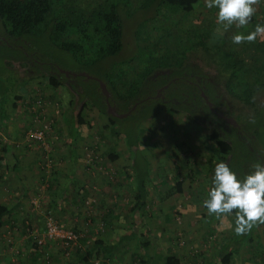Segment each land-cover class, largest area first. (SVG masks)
Segmentation results:
<instances>
[{
	"label": "trees",
	"instance_id": "trees-1",
	"mask_svg": "<svg viewBox=\"0 0 264 264\" xmlns=\"http://www.w3.org/2000/svg\"><path fill=\"white\" fill-rule=\"evenodd\" d=\"M142 1L136 12V9H130L131 0H86L83 3L81 0H0V33L9 40L8 43L0 42V72L3 67L7 70L11 65H17L20 71H25L27 80L43 78L52 90H72L81 106L71 116L74 130L68 140L69 149L74 151V139L86 124L85 108L96 109L106 117L104 128L109 129L116 140L126 139L130 164L123 168V173L130 181V190L123 191L127 194L129 206L124 212H117L113 206L106 207L102 222L111 226L108 218H123L127 230L115 242L99 239L87 243L86 239H81L80 232L72 229L79 234L78 243H82L85 249H77L76 263L64 264L97 261L102 264L103 259H111L120 246L133 242V248L138 247L144 253L141 264H147L154 257L146 252L147 242L141 241L147 238V232L139 238L134 231L149 211L147 184L154 177L148 150L146 152L151 144L147 135L138 134V126L142 128L160 113L183 117L197 129L208 130V139L221 157L217 163H226L238 179L244 180L256 168L252 165V158L259 154V149L248 139L247 126L255 122L259 129L264 128V33L258 34L251 43L234 44L231 39L233 26L224 30L216 15L207 13L198 16L197 20L190 18L198 9L206 7L205 0ZM176 17L188 20L190 28L180 27L179 21L168 24V20ZM147 20L150 22L142 28L134 26L138 23L139 27ZM257 24L264 25V2L249 24L244 28L237 27L234 35H247ZM133 26L135 52L122 59L119 56L125 47L124 33ZM55 51L70 59L78 74L84 72L95 79L66 76L60 72L66 67L61 66L65 64L60 58V61L56 60L57 64L51 62V59L55 61ZM120 59L124 61L115 67ZM96 79L104 83L110 93L111 106L118 114L128 113L126 117L117 118L108 113L105 96ZM6 108L5 97L0 91V125L3 126L7 119ZM246 108L250 110L248 118H239L238 114ZM217 113L234 120L235 125L227 123ZM120 120H130L131 125L125 126ZM117 157L112 148L108 158L114 161ZM0 158L4 175L10 169L9 162ZM217 163L209 162L205 170L209 177L206 199L213 187ZM16 167L15 164L13 168ZM181 187V181L176 180L173 190L180 193ZM9 213L6 205H0V227L4 224V216ZM215 218L210 220L217 230L224 232L229 226L224 215ZM250 240L246 233L239 236L232 233L228 242L217 246L216 259L211 264H229L240 247ZM33 243L36 247L35 240ZM39 245L41 247L42 243ZM161 252L159 245L153 250L154 264L181 263L178 258ZM37 256L34 255L35 262L39 260Z\"/></svg>",
	"mask_w": 264,
	"mask_h": 264
},
{
	"label": "rangeland",
	"instance_id": "rangeland-1",
	"mask_svg": "<svg viewBox=\"0 0 264 264\" xmlns=\"http://www.w3.org/2000/svg\"><path fill=\"white\" fill-rule=\"evenodd\" d=\"M85 1L81 0L82 3ZM131 1L132 11L143 2ZM261 2L254 6L256 12L260 11ZM212 9L200 8L190 18L197 20L198 16L207 13L215 17L217 9ZM182 18L176 17L167 22L177 24L179 21L180 27L189 29L188 20ZM149 22L134 26L142 28ZM134 26L124 33L125 47L119 56L122 59L135 52ZM232 26L231 39L238 31L237 25ZM54 57L55 61L51 59V62L57 64L56 60L61 59L65 71L78 74L74 63L65 55L55 51ZM122 59L117 64L114 62L115 67L124 61ZM5 68L0 72V91L5 97L7 119L6 128L0 125V155L5 144H9L12 150L6 153L5 160H8L10 169L4 175L0 164V205H6L10 210L0 227V264L76 263L77 249L82 251L85 246L79 242L69 256H62L61 245L45 238V218L51 216L58 226L76 229L87 243L99 239L115 242L127 230L126 222L123 218H108L111 223L108 226L102 222V214L106 213L108 206H113L117 212H124L129 206L127 194L123 191L130 190V181L123 173V168L130 164L126 139L116 140L109 129L104 128L106 117L96 109L85 108L86 124L80 128L75 146L81 159L75 165L74 174H71L66 133L61 128L65 121L63 113L70 118L81 106L78 97L69 88L52 90L43 78L27 80L25 71H20L17 65ZM70 102L72 105H69ZM249 111L244 109L238 117L247 119ZM119 122L131 125L130 120ZM38 128L45 131L44 140L33 142L30 135ZM247 129L248 139L259 149V154L252 158V165L256 167L257 164H264V128L259 129L255 122H251ZM143 133L151 144L146 152L148 150L154 177L147 184L149 211L145 213L141 225L134 229L135 233L141 238L142 233L147 232V238L141 241L147 242L149 247L146 252L150 256L155 257L153 250L159 245L161 253L178 258L180 264H211L216 259L217 246L235 232V210L225 214L224 220L229 226L223 232L216 229L210 220L213 215L209 216L202 206L209 187L206 167L209 162L215 164L221 158L208 139L210 132L197 129L183 117L162 112L143 124L142 128L138 126V134L143 136ZM245 142L247 144L248 140ZM112 148L118 154L114 161L108 158ZM12 152L18 156H13ZM13 164L17 166L15 169ZM176 180L182 183L180 193L173 190ZM118 183L121 186H117ZM66 187L72 192L65 197L59 196V189ZM56 201L60 206L58 211ZM247 235L253 238L252 241L240 247L239 262L233 260L231 263L247 264L246 258L250 254L253 261L249 264H264V224L257 223ZM40 243L42 245L38 247ZM133 245L134 242L120 246L112 258H104L102 264H141L144 253ZM35 254L39 256L36 262ZM154 257L147 264H154Z\"/></svg>",
	"mask_w": 264,
	"mask_h": 264
},
{
	"label": "clouds",
	"instance_id": "clouds-1",
	"mask_svg": "<svg viewBox=\"0 0 264 264\" xmlns=\"http://www.w3.org/2000/svg\"><path fill=\"white\" fill-rule=\"evenodd\" d=\"M261 0H205L207 8L217 9V22L227 30L233 24L240 28L247 26L256 12L254 7ZM264 33V25L257 24L254 31L236 34L234 44L253 42L257 35ZM213 187L208 198L202 202L208 215L220 217L235 210L237 235H244L257 224H264V164H257L254 172L244 180L237 178L235 172L224 163H217L212 179Z\"/></svg>",
	"mask_w": 264,
	"mask_h": 264
},
{
	"label": "built area",
	"instance_id": "built-area-1",
	"mask_svg": "<svg viewBox=\"0 0 264 264\" xmlns=\"http://www.w3.org/2000/svg\"><path fill=\"white\" fill-rule=\"evenodd\" d=\"M45 129H48L47 126ZM44 137L45 131L41 128L35 129L30 135V139L33 142H42ZM46 217L44 227L45 238L60 244L64 255L69 256L72 249H74V247L78 244L79 234L74 233L72 230L58 226L56 221L51 216Z\"/></svg>",
	"mask_w": 264,
	"mask_h": 264
},
{
	"label": "crops",
	"instance_id": "crops-1",
	"mask_svg": "<svg viewBox=\"0 0 264 264\" xmlns=\"http://www.w3.org/2000/svg\"><path fill=\"white\" fill-rule=\"evenodd\" d=\"M63 119L65 120L64 121V126H62V128H61V130L63 131V132H65L66 133V138H65V143H66V145H67V147H66V149H67V151H68V154H67V156H68V160H69V162L72 164V169H71V174L73 173L74 174V172H75V165L76 164H78L79 163V160L81 159V158H78L79 156H78V151H77V149H76V144H77V140H78V135H79V132H78V135L76 136V138L74 139V151H73V149H72V151L69 149V143H68V140H69V137H70V139L72 138V133L73 132H71V130L73 131L74 130V126L72 125V123H73V119H72V117H70V118H68L67 117V115L66 114H64L63 113ZM62 121V120H61ZM3 128H6V125L5 126H3ZM79 131H80V129H79ZM12 149L10 148V145L9 144H5V147L4 148H2V152H1V155H0V157H4V158H6V153L7 152H10ZM11 154H13V156H15V157H17L18 155L17 154H14L13 152L11 153ZM2 159L0 158V161H1ZM2 162V161H1ZM13 165H15V164H13ZM71 174H70V176H71ZM69 176V177H70ZM59 191H60V195L59 196H62V197H65L66 195H68L69 194V192H71L70 191V189H68L67 187L66 188H64L63 190H60L59 189ZM75 192V191H74ZM56 206H57V211L59 210V208H60V206H59V203L56 201ZM215 215H213L212 217H214ZM216 217V216H215ZM224 217H225V215H224ZM222 225H224V223H222ZM232 235V234H231ZM230 238H231V236H230ZM230 238H228V239H226L224 242H228L229 241V239ZM253 239V238H252ZM252 239L249 241V242H251L252 241ZM245 245V244H244ZM238 253H239V251H238ZM238 253L231 259V261H230V263L229 264H232L233 262V260L235 261V262H239V260H240V257H239V255H238ZM247 261H246V263L247 264H249V263H251L252 261H253V259L250 257V254H248V256H247ZM232 262V263H231Z\"/></svg>",
	"mask_w": 264,
	"mask_h": 264
},
{
	"label": "water",
	"instance_id": "water-1",
	"mask_svg": "<svg viewBox=\"0 0 264 264\" xmlns=\"http://www.w3.org/2000/svg\"><path fill=\"white\" fill-rule=\"evenodd\" d=\"M60 72H62V73L65 74L66 76L71 75V76H73V77H76L77 75H81V76H85L87 79H95V78H93V77L87 75V74L84 73V72H83V73H80V74H76V73H71V72H68V71H65V70H62V69H60ZM96 80L99 82V87L101 88L102 93H103L104 96H105V100H106L107 108H108V110H107L108 113H109L110 115H113V116L117 117V118H124V117H126V116L128 115V113H125V114H118V113L116 112V110H115L112 106H110L109 101H108L109 98H110V93L108 92V90H107L106 86L104 85V83L100 82L98 79H96ZM202 96H203V98L205 99V101H206V103L208 104V106L211 108V104H210V102L207 100V98L204 96V94H202ZM217 115H218L220 118H223L227 123L232 124V125H235L234 120H232V119H230V118H228V117H225L224 115H222V114H220V113H217Z\"/></svg>",
	"mask_w": 264,
	"mask_h": 264
},
{
	"label": "flooded vegetation",
	"instance_id": "flooded-vegetation-1",
	"mask_svg": "<svg viewBox=\"0 0 264 264\" xmlns=\"http://www.w3.org/2000/svg\"><path fill=\"white\" fill-rule=\"evenodd\" d=\"M8 38L5 36V35H3L2 33H0V42H5V43H8ZM28 46H30L29 44H28ZM23 50V49H22ZM23 52H24V54L28 57V55H27V53H26V51L25 50H23ZM29 60V59H28ZM32 64V63H31ZM196 81H197V78L195 79ZM167 87V86H166ZM160 92H161V90L159 91V93H158V95L160 96ZM109 101V100H108ZM105 103H106V101H105ZM110 104V103H109ZM106 105H107V103H106ZM110 106H111V104H110ZM113 107V106H112ZM114 108V107H113ZM115 109V108H114ZM116 110V109H115ZM117 112V111H116ZM234 127V126H233Z\"/></svg>",
	"mask_w": 264,
	"mask_h": 264
}]
</instances>
